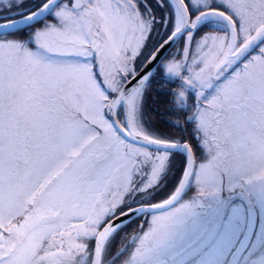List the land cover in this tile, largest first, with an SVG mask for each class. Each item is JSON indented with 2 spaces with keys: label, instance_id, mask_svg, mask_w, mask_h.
<instances>
[{
  "label": "snow or ice",
  "instance_id": "1",
  "mask_svg": "<svg viewBox=\"0 0 264 264\" xmlns=\"http://www.w3.org/2000/svg\"><path fill=\"white\" fill-rule=\"evenodd\" d=\"M0 264H264V0H0Z\"/></svg>",
  "mask_w": 264,
  "mask_h": 264
},
{
  "label": "trees",
  "instance_id": "2",
  "mask_svg": "<svg viewBox=\"0 0 264 264\" xmlns=\"http://www.w3.org/2000/svg\"><path fill=\"white\" fill-rule=\"evenodd\" d=\"M173 87H175V85H173ZM133 227H135V225H133Z\"/></svg>",
  "mask_w": 264,
  "mask_h": 264
}]
</instances>
